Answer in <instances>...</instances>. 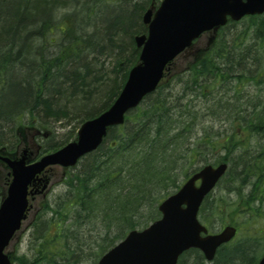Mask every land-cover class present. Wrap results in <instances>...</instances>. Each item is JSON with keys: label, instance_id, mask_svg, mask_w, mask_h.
I'll return each mask as SVG.
<instances>
[{"label": "rangeland", "instance_id": "obj_1", "mask_svg": "<svg viewBox=\"0 0 264 264\" xmlns=\"http://www.w3.org/2000/svg\"><path fill=\"white\" fill-rule=\"evenodd\" d=\"M51 1V11L57 13L56 20L58 22L61 21L63 15L73 12V8L70 10L68 6L57 8L56 3ZM137 1H143L140 2V4L142 3L140 7L143 16L150 6V0H102L101 2L104 3L102 6L94 5L90 9L93 11L88 12L92 13L91 17L95 20V24L90 29L87 27V31L101 30L103 27L101 20L104 17L102 13H115L119 9L126 10ZM31 2L32 5H37L38 1L35 3L34 0H31ZM63 5L64 3H62ZM80 10H82V5ZM3 11L6 10L3 9ZM255 34V27L251 26L250 19H245L238 24H230L225 29L224 34L219 38L220 43L224 42L223 39L230 43L235 40L243 46L239 50L245 58L241 61L245 65L242 68L245 71L250 70L252 77L243 78L241 82L239 80L228 81L227 84L216 85L214 88L210 85L204 92L205 95L202 93L203 90L188 82L189 74L179 75L188 69V64H193L195 52L191 51V54L186 58H180L175 62L174 77L176 78L163 86L160 92L163 97L167 98L170 105L178 107L173 110L176 112L173 117L174 131L169 134V138H166V142H169L175 134L180 136V139L172 143L169 142L159 167L152 165V171L142 173H139L141 169L131 170L130 174L128 163L132 161L123 158L116 159L113 163L118 171L120 164L126 162V168L122 167L121 174L118 173L116 176L122 180L121 191L115 189L116 187H106L93 199L91 209H88L87 213L84 209L78 208L76 204H72L74 200L69 194L73 193L74 188L69 187L68 182L61 183L59 177H52L49 188L51 192L45 199V201L47 200L45 207L41 211L40 204L39 210L35 212L36 215H31L30 218L36 221L35 224L27 229L14 249L11 248L14 254V264H48L45 262L46 258L65 260L63 264H97L101 255L118 243L123 232L128 231L132 225L138 229L149 225L163 198L180 188L196 169L207 164L217 165L220 163L222 160L219 161V159L228 155L232 147L229 150L220 149L221 146L219 144L215 146V143L221 140L225 141L227 138H234L238 147L232 149L231 154L227 157L230 166L229 172L210 197V201L214 202L215 206V209L211 211L212 220H208L213 223L210 230L218 232L226 225H235L239 229V234L233 243H242L248 241L250 235L258 227L264 229V123L256 122L261 126L258 131L245 130L247 121L251 117L253 118V114L264 111V38ZM61 39L62 32L60 30L56 29L50 32L44 39L46 48L62 46L60 45ZM205 45L206 42H202L199 49ZM135 50H137L136 54ZM132 51L130 52V49L127 52L124 51L125 59H122V62H119L117 57L114 58L116 52L114 50L110 51L113 52L110 55L101 54L100 51L92 52L90 60L98 72L100 69L110 72L118 67L117 75L112 78L116 77L121 80V77L125 76L124 69H127V63L138 58L140 54L135 43H132ZM212 52L209 53L211 59H213ZM13 80L17 79L13 78ZM186 82H188L187 85ZM185 87L191 90L189 95L181 101L179 98L182 97ZM107 93L110 94V92ZM4 94L10 101V92ZM0 95L2 94L0 93ZM157 97V95L149 97L144 104H150ZM106 101L107 99L103 102ZM188 108L191 110V115L179 118L178 113L181 111L182 115L184 109L188 110ZM135 112V116L131 115L129 119L135 120L134 118L145 111ZM16 114L11 119L13 121L0 119V147L5 148L6 151L16 150L20 144L16 131L20 125L31 124L30 126L41 128L44 132L41 135L46 134L36 139L40 146L39 152L49 154L76 139L79 128L84 122L74 115L62 116L57 120V118L48 117L45 114H31L27 111ZM128 122L130 124L127 127L131 128L134 125L133 121ZM178 128L180 131L176 132ZM122 131L123 129H117L114 135L118 136ZM33 134L37 137L35 133ZM34 136L28 134L26 139L29 142L32 139L36 145ZM99 156L100 160L98 161H101V155L89 156L82 160L75 169L69 170L68 180L71 181L74 175L76 177L84 172L85 167L89 168V165ZM254 158L259 164L258 169L250 168L249 171L244 172V168L240 167V161L242 159L251 161ZM57 170L60 173L59 169ZM0 171L2 172L1 177L5 179L7 170L1 168ZM248 174L252 175L245 182L244 178ZM106 176L104 173H99L97 175L100 178L98 182L101 178L105 179ZM3 183V179H0V186H3ZM109 183L111 182L108 181ZM254 184L256 185L255 190L259 194L258 197L261 199V202L254 203L256 207L245 203L251 192L255 191ZM116 186L118 188V185ZM120 192H123L121 203L118 200ZM238 193L242 202L239 205L237 204ZM37 216L39 217L36 219ZM50 233L54 242L52 241L53 245L47 253L43 250ZM262 243L261 249H264V239ZM61 256L66 258H61ZM190 263H192L191 260ZM205 264L208 263L205 262Z\"/></svg>", "mask_w": 264, "mask_h": 264}, {"label": "trees", "instance_id": "obj_2", "mask_svg": "<svg viewBox=\"0 0 264 264\" xmlns=\"http://www.w3.org/2000/svg\"><path fill=\"white\" fill-rule=\"evenodd\" d=\"M34 1L35 3L38 1L37 5H32L31 0H17L11 3L13 9H9V12L3 15L0 14V21L1 19L5 21V23H0V30L5 32L6 38H11L14 42H21L22 35H24L23 32H30L32 29L38 27V29L42 30V39H45L47 34L58 29L62 32L60 45L63 47L66 46L67 50H69V54L73 57L78 55L79 51L84 50H89L93 53L100 51V53L102 52L101 54L108 55H110V53L112 54L113 52L110 51L114 50L116 51L114 53V58L117 57L116 59L122 62V59H125V57H123L125 54L124 51L126 50L127 52L129 49L130 52L132 51V43H135L134 37L146 32V26L142 24L143 16L141 15L140 7L142 6L140 2L143 1H137L131 8L126 10L119 9L112 14L102 13V16H104L101 20L103 27L101 30L93 33V36L89 39L82 37L80 30L92 27L95 24V20L91 17L92 13L88 12L93 11L90 9H92L94 5L97 6L100 4L102 6L104 4L101 2L102 0H53L57 8H66L67 6L70 7V10L73 8V12L63 15L59 22L56 20L57 13L51 11V0L47 3L41 2L40 0ZM62 3H64L63 6ZM81 5L82 10H80ZM26 6H31L32 11L36 12L34 13L36 17L29 12H25ZM85 11H87V13H85ZM41 22L44 24L39 26ZM253 22L254 24L251 26L255 27V35L264 38V22H260L259 19L256 21L253 20ZM94 38H97L98 41L95 42ZM223 40L224 42L221 44L219 41L218 45L213 50V59L209 56L210 54H207L199 64L193 67L189 72L190 78L188 82H191L192 85L203 90V95H205L204 92L208 90L210 85H212L213 88L216 85H225L226 79H230L229 81L239 80V82H241L243 78L252 77V72L250 70L245 71L242 68L245 65H243L241 61L245 60V58H243L244 55H242L243 53L239 50H241L240 48L243 46L239 45L240 43L235 40L231 43L228 40ZM4 49L5 47L3 44V46L0 47V55L6 52ZM227 50L229 51L227 52ZM136 51L137 50H135V54ZM42 57L44 56L39 58ZM70 58L71 57L66 56L64 62H69ZM136 61L137 58L129 61V64L127 63V69H124L125 76H122L121 80H118L116 77L112 78V76L117 75L118 67H115L116 69L110 72L106 69H100L98 72L92 66L93 63L89 58L80 61L74 57L70 60L69 64H67V68L64 72L60 70L57 71V74H54L56 77L48 81V85L45 84V86H47L46 92L41 90V83L40 86L35 89L32 86V89L26 82H23L17 87L15 93H10L11 98L18 101L21 104L20 107L24 106L28 109L31 114H34V112L39 115L45 114L48 117L57 118V120L62 116L74 115L76 118L85 121L96 117L109 107L112 99L117 97L120 93L127 78L128 69ZM12 67L13 66H8L4 64L3 61H0L1 94L5 93L2 89L3 84L6 81L10 82V80L16 77ZM42 68L52 72L55 66L48 63V61L42 60L39 70ZM188 82L185 84L187 85ZM161 90L162 88H160L157 93L153 94L158 96L153 102L144 104V106L136 110L137 112L145 111L143 114L140 116L138 115L134 118L135 120L132 118L127 120L124 126L117 128L123 129V131L119 133V137L114 135L117 129L111 130L109 135L111 136L109 142L111 145L107 147L109 153L106 156L107 159L103 161L104 166L106 165L105 171L102 167L100 169V161H98L100 160L99 156V158L95 159L94 162L89 165L88 171L84 170V172L73 178L72 183L75 184L74 187L78 193V197L76 196L77 205L81 206L80 208L84 209L86 213L88 209H91L93 199L101 193L100 189L104 190L111 185H118L119 182L115 183V177L118 173L119 175L121 174L122 167L126 168V162L125 164H120V169L118 171V169H115V163H113L116 159L120 160L123 158L127 161H132L128 163L130 174L131 170L136 171L141 169L139 173L152 171V165L156 167L160 166V160L162 161L165 156V146H168L169 142L172 143L180 139V136L175 134L169 142H166V138H169V134L174 131L173 126L175 121L173 117L176 115V112H173V110L178 107L170 105L167 98L162 96ZM190 90L191 89L188 87H185L182 97H180L179 100L183 101L184 97L189 95ZM107 92H110V94ZM105 99H107V101L104 103L103 101ZM16 110L17 108L0 109V119L13 121L11 119L14 115H17L16 113L18 111ZM184 110L182 115L181 111L178 113L180 116L179 118L191 115V110L189 108L188 110ZM135 114L136 112L132 113V117H134ZM130 120H132L134 124H132L133 126H131V128L127 127V125L130 124L128 122ZM256 122H259V124L264 123V111L254 113L253 118L251 117L247 121L245 130L258 131L261 126ZM176 130V132H179L180 128ZM113 143L115 146H113ZM218 144L221 146L220 149L229 150L232 147L228 155L219 159V161L222 160L221 162H227V157L231 154V150L238 147V145L235 144L234 138H227L225 141H217L215 146ZM100 151H102V149H100ZM258 166L259 164L256 158L251 161H247L246 159L240 161V167L244 168V172L249 171L250 168L252 170L258 169ZM102 172L107 175L106 178H101L100 182H98V180L96 182L97 175ZM251 175L252 174L246 175L244 181L247 182ZM119 180L121 181L120 177ZM101 181H103V183H101ZM108 181L113 184H108ZM255 188L256 185L254 184L253 189L255 190ZM119 189L121 191V188ZM122 193L123 192H120L119 195V203H121L123 199ZM239 195L238 193V205L242 203ZM258 195L256 190L252 191L245 203L256 207L254 203L257 201L261 202ZM213 203L214 202L207 200L202 209L203 219L210 225H213L211 221L208 222V220H212L211 211L215 209ZM252 214L254 215L253 212ZM134 227L135 225H132L130 228ZM52 239L53 236H51L50 233L43 251L47 253L50 251L54 242ZM263 239L264 229L263 227H258L254 230L253 234L250 235L249 240L252 241L248 240L242 243H232L221 248L213 264H257L260 256L259 254L264 252V249H261L263 246L261 245L263 244ZM61 258L66 257L61 256ZM190 260L192 263H190ZM45 262L48 264H63L65 260L59 261L46 258ZM179 264H205V259L200 251L192 250L181 259Z\"/></svg>", "mask_w": 264, "mask_h": 264}, {"label": "water", "instance_id": "obj_3", "mask_svg": "<svg viewBox=\"0 0 264 264\" xmlns=\"http://www.w3.org/2000/svg\"><path fill=\"white\" fill-rule=\"evenodd\" d=\"M262 11L264 0H164L155 13L149 9L144 16L149 34L135 39L142 49L140 62L130 71L114 105L81 127L78 142L41 163L30 167H25L23 162L11 163L15 179L0 209V264H10L3 251L20 228L26 209L27 185L37 171L51 163L73 166L80 157L96 150L107 129L124 124L126 113L156 90L167 65L204 31H216L227 23V16L239 20L246 14ZM226 170V164L217 168L207 166L194 175L160 206L164 215L160 221L143 232H131L99 264H177L179 256L194 247L202 249L206 258L212 260L217 248L235 236L236 229L227 227L220 234L202 237L201 233H207V229L198 221V212L205 196ZM198 180H201L199 187ZM259 264H264V258Z\"/></svg>", "mask_w": 264, "mask_h": 264}, {"label": "bare ground", "instance_id": "obj_4", "mask_svg": "<svg viewBox=\"0 0 264 264\" xmlns=\"http://www.w3.org/2000/svg\"><path fill=\"white\" fill-rule=\"evenodd\" d=\"M17 0H0V14L3 15L4 13H8L9 9L12 8L13 2H16ZM41 2H48L50 0H40ZM8 5V6H7ZM31 6L25 7V12H29L31 15L36 17L34 11H32V8L30 10ZM5 9L6 11H3ZM20 11V10H19ZM112 14V13H111ZM5 23L1 19L0 23ZM90 22V21H89ZM44 23L41 22L39 26H42ZM88 25V23H87ZM86 25V26H87ZM91 27H88L90 29ZM32 31V32H31ZM30 32H23L24 35H22L21 42L16 41L14 42L13 39L6 38L5 32L3 30H0V47L3 46L6 50L5 53L0 55V61H3L4 64L8 66H13V70L15 71V75L17 80H10L6 81L2 89L4 92H10L15 93L16 89L19 85H21L23 82H26L32 89L34 87L37 88L40 86L41 83V90L46 92L48 81L52 80L56 76L54 74H57V71L64 72L67 68V64H69L70 60L72 58H77L80 61H84L86 59H90V54L92 53L89 50L79 51L78 55H75L74 57L69 54V50H67V47L63 46H52L49 48H46L47 45L44 43V39H42V30L37 28L32 29ZM81 36L89 39L93 36V33L95 31L89 32L86 29L80 30ZM45 36V34H44ZM95 42H97V38L95 39ZM38 55V56H37ZM41 56H44L42 58H39ZM71 57L69 62H64L65 57ZM48 61L51 65L55 66V68L51 71H48L46 69H40V62ZM57 67V68H56ZM33 86V87H32ZM5 99V102H4ZM11 100H7V97L5 94L0 95V109H9V108H17V113H22L25 111H28L24 106L20 107L21 104L10 98ZM20 107V108H19ZM25 108V109H24ZM31 113V112H30ZM34 114H37L34 112ZM85 170L88 171V167H85ZM88 173V172H86Z\"/></svg>", "mask_w": 264, "mask_h": 264}, {"label": "flooded vegetation", "instance_id": "obj_5", "mask_svg": "<svg viewBox=\"0 0 264 264\" xmlns=\"http://www.w3.org/2000/svg\"><path fill=\"white\" fill-rule=\"evenodd\" d=\"M39 186V183H35L34 184V187L36 188V187H38ZM31 199H32V201H35L36 199H37V196H34V197H31ZM31 201V202H32Z\"/></svg>", "mask_w": 264, "mask_h": 264}]
</instances>
